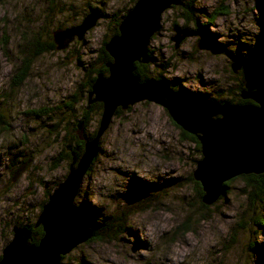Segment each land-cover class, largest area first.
I'll use <instances>...</instances> for the list:
<instances>
[{"label":"clouds","instance_id":"1","mask_svg":"<svg viewBox=\"0 0 264 264\" xmlns=\"http://www.w3.org/2000/svg\"><path fill=\"white\" fill-rule=\"evenodd\" d=\"M139 2L0 0V264L12 259L5 253L16 229L27 231L25 244L40 246L44 206L79 167L89 143L94 151L69 203L79 208L86 201L98 212L56 252V264H264L251 250L264 247V168L220 174L205 199L197 175L205 159L202 130L166 98L149 95L116 103L106 115L94 90L98 77L112 74L115 57L107 45L122 35L124 18ZM258 3L264 8V0H167L143 55L131 58L129 75L137 85L164 79L173 93L182 87L219 106L261 108L254 96L241 95L257 88L232 59L238 43L247 45L239 48L241 57L257 43ZM92 9L98 14L91 23L56 40ZM198 27L223 49L199 44ZM178 29L188 31L175 39ZM222 117L217 111L210 119ZM129 174L155 186L127 199Z\"/></svg>","mask_w":264,"mask_h":264},{"label":"water","instance_id":"2","mask_svg":"<svg viewBox=\"0 0 264 264\" xmlns=\"http://www.w3.org/2000/svg\"><path fill=\"white\" fill-rule=\"evenodd\" d=\"M165 3L167 0H140L128 13L120 26L122 35L113 37L107 45L115 57V63L110 65L112 74L108 79L98 77L94 90L98 98L105 101L106 115L116 103L123 104L133 97L149 95L158 99L166 98L165 102L169 107L184 116L190 126L202 130L205 159L200 162L197 175L203 179L208 192L205 199H208L215 192L220 174L242 168H264V72L254 69L250 73L253 81L249 87L255 86L257 93H241L242 96L252 95L260 100L262 107L259 109L251 105L219 106L214 101L203 100L180 91L173 93L166 87L164 79L137 85L128 73L130 60L137 55H143L146 36L156 26V13ZM97 14L96 10H91L81 26L57 32L56 40L63 43L72 32L78 34ZM185 31L188 30L178 29L174 38L179 39ZM239 65L238 62H233L234 69ZM242 99L257 104L252 97ZM217 111L223 114L222 119H210L211 114ZM174 123L182 127L178 122ZM184 131L194 135L188 130ZM93 151L94 145L87 144L79 167L70 172L66 181L56 189L44 206L40 219L45 222L47 234L41 240L40 246L37 248L25 244L27 231L16 229L15 239L6 249V257L12 258L7 264H56V252L66 248L83 234V213L80 208L73 207L69 199L79 174Z\"/></svg>","mask_w":264,"mask_h":264},{"label":"rangeland","instance_id":"3","mask_svg":"<svg viewBox=\"0 0 264 264\" xmlns=\"http://www.w3.org/2000/svg\"><path fill=\"white\" fill-rule=\"evenodd\" d=\"M257 7L260 9V17L257 19V23L260 24L261 27V33L257 36V43L255 47L248 49V55L246 57H241L239 55V48L240 47H247V45L239 44L237 45V54L235 56H232V53H228V55L232 56L233 62H241L243 65L248 63H255L259 69L264 68V8L260 6L258 3ZM95 10V9H92ZM199 30L200 33V40L199 44L202 46H207L212 48L213 50H222L223 45L219 44L217 46L215 40H214V34L208 32L206 28L199 27L197 31ZM207 34V35H206ZM246 75V71H244ZM171 82L178 83V81L174 78ZM166 83H169V81H166ZM180 92L189 94L198 98H201L203 100H208L206 96L200 94V93H190L184 88L179 89ZM174 123V121H173ZM175 124V123H174ZM176 126L180 128L177 124ZM155 185L147 184L143 179L135 176L134 174H129V180H128V191L125 194V197L127 199H133L136 196L142 194L144 191H146L150 187H154ZM83 213L84 221H91V218L98 212V209L94 208L93 206L89 205L86 201L81 204L79 207ZM142 242L136 241V244H141ZM254 250L253 252L256 254L258 262H264V248L261 249L258 247V245H253ZM260 246V245H259Z\"/></svg>","mask_w":264,"mask_h":264},{"label":"trees","instance_id":"4","mask_svg":"<svg viewBox=\"0 0 264 264\" xmlns=\"http://www.w3.org/2000/svg\"><path fill=\"white\" fill-rule=\"evenodd\" d=\"M198 29H199V27H198ZM199 31V30H198ZM207 35V34H206ZM217 46H219V44H216ZM264 57V56H263ZM239 64H242L241 62H239V61H237ZM254 69H258V70H262L263 72H264V68H262V69H259L258 68V66L255 64V63H248V64H244V71H246V75H245V78H246V82H247V84H248V86L252 83V81H253V79L251 78V75H250V73L254 70ZM241 100H242V102H249V103H251V101L250 100H245V99H242L241 98ZM184 131V130H183ZM184 134L185 135H187V136H190V137H193V139L195 140L196 138H195V136L194 135H192V134H190V133H188V132H185L184 131ZM197 143H198V141H196ZM258 247H260L261 249H263L264 247H262V246H259L258 245ZM252 251L254 250V246L252 247V249H251Z\"/></svg>","mask_w":264,"mask_h":264}]
</instances>
